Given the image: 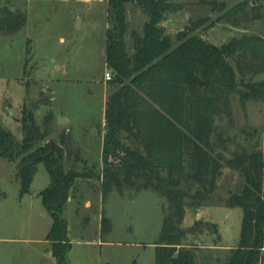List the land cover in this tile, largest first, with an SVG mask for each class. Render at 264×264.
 <instances>
[{
	"label": "trees",
	"instance_id": "1",
	"mask_svg": "<svg viewBox=\"0 0 264 264\" xmlns=\"http://www.w3.org/2000/svg\"><path fill=\"white\" fill-rule=\"evenodd\" d=\"M107 1L106 64L113 71L109 82L117 90L106 105L102 172L67 171L65 161L70 153L65 141L40 144L47 132L31 117L22 123L21 142L0 122V157L18 163L22 195L31 192L40 163L49 169L51 184L41 197L53 217L47 236L53 257L66 264L72 244L65 206L81 179L96 178L103 200L114 189L124 192L126 188L151 190L166 199L155 264H201L202 254L207 257L205 264L221 262V255L188 243L191 236L197 240L211 232L217 236L214 243L218 246L222 240L219 225L198 219L186 228L183 222L188 207L198 210L215 203L218 179L228 167L245 176V185L241 193L219 200L230 208L243 209L240 240L228 252L226 264H263L264 150L248 152L241 144L242 151L229 158L217 151L225 143L222 137L216 143L214 135L217 120L234 124L235 97L244 109L250 102L264 101V37L242 34L217 46L196 32L204 22L200 20L180 32L175 44L162 24L169 15L183 10L184 4L172 0ZM202 3L217 6L216 1ZM128 4L141 7L150 18L141 32H131V50L126 39ZM252 11L247 13L244 2L222 18L235 27L244 18L253 22L263 19L256 5ZM27 21L20 9L7 5L0 9V32L16 33ZM109 229L110 221L103 215L102 235Z\"/></svg>",
	"mask_w": 264,
	"mask_h": 264
},
{
	"label": "rangeland",
	"instance_id": "2",
	"mask_svg": "<svg viewBox=\"0 0 264 264\" xmlns=\"http://www.w3.org/2000/svg\"><path fill=\"white\" fill-rule=\"evenodd\" d=\"M185 5L163 22L166 34L177 44V35L193 23L204 20L197 33L221 46L242 34L264 37V17L244 18L239 27L222 15L246 2L250 15L254 5L264 16V0L216 1V8L204 0H172ZM20 9L27 15L25 27L16 33L0 32V122L5 130L23 139L22 123L34 119L47 137L40 143L64 141L67 171L102 172L106 105L116 86L106 80L113 71L106 64L107 0H0L5 6ZM129 30L126 35L132 49L131 32L142 31L150 20L141 7L127 6ZM264 78V76H262ZM234 124L217 120V151L233 158L241 152L264 150V101L250 102L244 109L238 97L233 100ZM79 156V158H77ZM44 163L38 165L29 194H21L18 163L0 157V264H60L52 255L47 236L53 217L42 202L41 193L49 188L51 176ZM245 176L225 167L218 179L215 205H224L233 193H241ZM73 199L65 206L68 236L72 244L66 264H155V248L165 216L166 199L157 192L114 189L103 200L96 178L81 179ZM224 210V209H222ZM190 214L197 209L187 208ZM103 215L110 229L103 236ZM243 209H225L213 220L226 227V243L238 246ZM190 220H186L188 225ZM192 237V236H191ZM193 239V238H192ZM202 246L215 245L216 235L206 232ZM190 240L188 243H194ZM198 244V245H200ZM221 244V242L219 243ZM264 253V252H263ZM216 256V255H215ZM201 264L206 255L202 254ZM227 255L217 264H226ZM264 264V262H263Z\"/></svg>",
	"mask_w": 264,
	"mask_h": 264
},
{
	"label": "crops",
	"instance_id": "3",
	"mask_svg": "<svg viewBox=\"0 0 264 264\" xmlns=\"http://www.w3.org/2000/svg\"><path fill=\"white\" fill-rule=\"evenodd\" d=\"M227 208L234 209V208H230V207L226 206V204H224V205L212 204V205H208V206H203V207L198 209V212L195 215L187 212L186 217H185L184 222H183V226H184L186 220L187 219L190 220L189 224L184 226L186 228L191 227L198 219H203L205 221L213 222V224L214 223L218 224L220 234H221V238H222L221 244H219L218 246H215V245H213V246L212 245L202 246L198 241L200 239L196 240V238L192 236V237H189L190 240H194L193 241L194 243L200 244L199 245L200 248L211 250L212 253L214 252L216 255H221V256L227 255L231 249H234L235 248L234 246L236 243H234L233 245L226 243V238H225L226 227H225V225L223 223L217 222L216 220L215 221L213 220L214 215L218 216L220 214V212L224 211ZM222 209H224V210H222Z\"/></svg>",
	"mask_w": 264,
	"mask_h": 264
},
{
	"label": "built area",
	"instance_id": "4",
	"mask_svg": "<svg viewBox=\"0 0 264 264\" xmlns=\"http://www.w3.org/2000/svg\"><path fill=\"white\" fill-rule=\"evenodd\" d=\"M105 78H106V80L107 81H110L112 78H113V75H112V73L111 72H106V74H105Z\"/></svg>",
	"mask_w": 264,
	"mask_h": 264
}]
</instances>
